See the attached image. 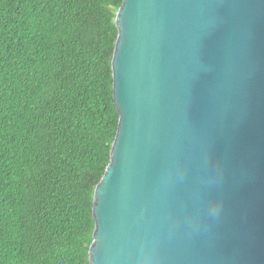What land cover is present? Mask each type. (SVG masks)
<instances>
[{
	"label": "water",
	"instance_id": "obj_1",
	"mask_svg": "<svg viewBox=\"0 0 264 264\" xmlns=\"http://www.w3.org/2000/svg\"><path fill=\"white\" fill-rule=\"evenodd\" d=\"M115 25L89 264H264V0H123Z\"/></svg>",
	"mask_w": 264,
	"mask_h": 264
},
{
	"label": "trees",
	"instance_id": "obj_2",
	"mask_svg": "<svg viewBox=\"0 0 264 264\" xmlns=\"http://www.w3.org/2000/svg\"><path fill=\"white\" fill-rule=\"evenodd\" d=\"M122 1L0 0V264H89Z\"/></svg>",
	"mask_w": 264,
	"mask_h": 264
}]
</instances>
